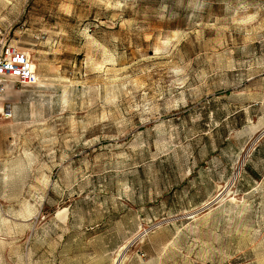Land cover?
<instances>
[{
  "label": "rangeland",
  "instance_id": "374dc122",
  "mask_svg": "<svg viewBox=\"0 0 264 264\" xmlns=\"http://www.w3.org/2000/svg\"><path fill=\"white\" fill-rule=\"evenodd\" d=\"M2 39L0 264H264V0H0Z\"/></svg>",
  "mask_w": 264,
  "mask_h": 264
},
{
  "label": "built area",
  "instance_id": "2783aa9c",
  "mask_svg": "<svg viewBox=\"0 0 264 264\" xmlns=\"http://www.w3.org/2000/svg\"><path fill=\"white\" fill-rule=\"evenodd\" d=\"M35 65L28 53L0 40V100L9 86H29L36 83ZM4 103L2 111L10 109Z\"/></svg>",
  "mask_w": 264,
  "mask_h": 264
},
{
  "label": "bare ground",
  "instance_id": "6f19581e",
  "mask_svg": "<svg viewBox=\"0 0 264 264\" xmlns=\"http://www.w3.org/2000/svg\"><path fill=\"white\" fill-rule=\"evenodd\" d=\"M2 111V108L0 107V112ZM8 113V112H7ZM137 239V238H136ZM117 258V257H116ZM118 260V259H117ZM115 264V263H114Z\"/></svg>",
  "mask_w": 264,
  "mask_h": 264
}]
</instances>
